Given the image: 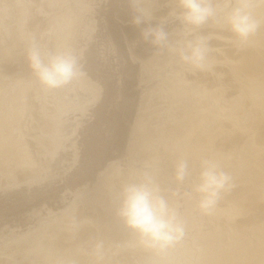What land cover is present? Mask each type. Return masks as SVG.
Here are the masks:
<instances>
[{"label":"rangeland","instance_id":"374dc122","mask_svg":"<svg viewBox=\"0 0 264 264\" xmlns=\"http://www.w3.org/2000/svg\"><path fill=\"white\" fill-rule=\"evenodd\" d=\"M252 3L254 5V7L252 8L253 18L257 20V24L263 25L264 23H262V21L264 22V18L258 12H260V8L264 10V2H261V0H252ZM143 6L147 7L152 13V19L149 22L150 25L152 27L160 26L165 32L169 34L168 41L170 45L175 46L178 41L183 40L199 39L203 42L204 46L207 49V58L204 68H193L181 61L179 56L170 51L169 48L159 47L149 41H145L141 33L142 29L147 25L136 26L132 23L133 7L131 4V0H0V83H2L0 84V88L7 86L6 88L10 89L8 90L6 88H3L6 89V93H4L5 91L3 89L2 91L4 92L0 91V93L2 92L1 94L5 96H8L6 94L10 93H12V95L16 97L19 96L22 100L21 105H24L23 107L21 106L23 110V116L19 118V123L16 121L17 123L13 122L10 124V129L11 127L14 128V130H12V128L11 131H14L17 134L12 132L15 137L10 138L11 143H9L10 139L8 140V138H3L7 140L6 142H8L9 146H7L8 144L6 142L4 143V140L1 139L2 137L0 136V141L3 140L2 142H0V156L4 155V153H2V146L5 145V148L3 147L5 149V152L8 147V149L11 148L12 151L9 150L10 152L7 149V152H12L11 155L15 151H17V153L23 151L24 153L25 150V153L30 155L28 157L26 154H23L24 157L27 156V158L24 159L27 160L29 158L28 160L30 162L27 160L29 162L28 164L26 160H23L24 164H20V162H22L21 160L19 164L21 165V168L23 167L22 169L17 162L15 163V161L18 160H16L17 155H15L17 153L13 154V158L15 157V160H13V158L10 157L11 155L7 152L6 153L7 155H9V158L8 156L6 157L5 154V156H2V158L4 157L2 162V158L0 157V175L2 177H0V180L2 181V184L0 183V264H43L42 262L47 259V256H45L46 259L44 260L43 253L41 252H44L45 249L42 250V248H47L46 245H49L50 243L59 242L60 237H57V234L61 235L64 229V232L70 233V235L73 234V231V235H76L75 233H79L80 229H84L81 237L82 244L80 243L82 247L80 246V251H78V253L75 255L76 262L74 261V264H112V262H114V264H206V261L204 259L207 258L209 251H212L213 249L214 251H216V253H220L219 251H223L220 248L223 245L229 244L231 237L238 235L244 237V240L248 241L249 243L251 241V245H248L249 248H246L248 255L252 253V257L250 255L246 258L241 257L243 259V262L246 261L247 264H259L264 260V251L261 252L263 247H261L262 245L258 246V248L261 249H257V247H255L258 244L255 243V235H253L251 231L252 226H257L258 221L261 222V219L264 217V210H262V208L264 207L263 177L258 178L260 180L262 179V181H257L256 178L257 183H254V177L249 178L251 172L246 168L247 166L244 165L245 167H243L242 163V165L238 163L240 165L239 168L237 164H235L237 167L236 169H238L237 171L236 169L232 171V164H234L232 160L223 158L222 161L224 160L223 162L225 163H221V161L219 163V160H221L222 157L217 154V152L214 153L215 150L214 148H212V144H207L208 142L210 143V141L208 140L204 142V145L206 146L207 144L209 151L205 152V150H203L205 146L203 145V149H201L202 147L198 146L199 149L202 150V152H200V150L197 151L198 147L196 146V144H192V146H196V149L194 147L190 149L192 147L190 141L192 142L195 139L194 135H191V137L188 136L189 134L183 135V133L180 134V139L178 136L179 133H177V135L176 133L173 134V136L175 135V137H177L176 139L180 140H182V135L185 136L186 139L190 137L191 139H188L190 140L188 142L190 146H188V149L191 153H194V157L196 155L195 158H191L193 157V153L192 155L189 153L191 157H189V159L186 158L188 159L186 160L188 175L182 182L178 181L175 176V165H177L178 160H174L177 163L172 160L179 158L177 156L180 155L181 156L179 162L181 161V158H185V153H183V155L182 152H186L185 149H188L186 148L187 146L183 147L181 145H186L188 143L183 142L185 141L184 137L182 141L184 144H182L180 141V150L183 148L184 151L181 150L182 152L179 155L178 150H176V148L173 149L174 151L176 150V154L173 152V159L170 161L175 165H169L170 162L166 161L153 162L152 164L148 165V163L144 160L138 159L134 152L135 148L132 149L130 147L132 145H137L138 141L141 138V133L136 130L135 122L140 112L139 110L142 106H144L142 104L146 103H143L145 101L143 98H145L147 101V99L149 98L150 100H155L154 98L157 97L156 99L158 100L161 97L159 101H162L163 99L162 102H164V104L162 105L161 102H159L160 104H158L160 106L165 105V107H163V111L167 112L170 108H176V110L178 111V115L175 109L174 110L176 114H173L172 111L174 110H170L169 113L171 112L173 114L172 115L170 113L172 116L175 115V117L178 118L177 116L182 114L179 112L183 111L181 109L182 107L179 108L182 105L181 102L179 103L178 101L180 106L176 103V106H179L176 107L175 102L177 100L172 97V93L168 95V92L170 93V91H172V85L171 82L169 83V81L172 80L173 77L174 79L172 80V83L175 80H178L175 79L176 77L181 79L184 78L185 75H189L190 73L194 75V70L195 72L202 71V73L206 74L205 78H210L208 81H212V83L213 80L217 81L219 78V82L220 80H222L220 85L224 86L225 84L224 88L223 86H221V91L223 90V93H225V91L231 93H222L221 98H219L217 102L219 105V113H221L219 114L221 117V122L219 120L218 123L220 124L224 122L219 130H226L225 128H223L224 125H230L231 128L232 125L229 124L230 122L227 124H225V122L231 119L232 113L236 108L246 113L248 112L247 110H250V105H248L249 107H242L243 101L244 103H247L249 102L247 100L251 99L250 101H255L257 98L258 100L256 101L261 100V97L258 96L261 95V90H258L257 87V90L254 88L255 80L247 74L246 66H243L248 57V54L246 56H244V54L249 52L254 53L257 51V49H259L260 51L263 50V45L260 44L262 43V39L260 40L261 42L259 41V39L262 38V33L258 31V29H261V26L258 25L255 31L256 33L254 32L255 34L260 33L259 35H255L254 33H252L246 40L242 41L230 30V27L226 23L217 22L216 19L210 18L198 28L193 29L191 35L185 36V26L181 23L180 20L170 15V13L177 8L175 0H164L163 2H159L158 0H145ZM255 13H258L256 14L258 15V17L254 16ZM262 13H264V11ZM257 18L263 19L259 21ZM34 25L36 28L34 27ZM55 34L58 36L60 35V39L59 37H55ZM258 36H260V38ZM62 37L64 40L62 39ZM58 39L62 41H59ZM257 41H259L260 43ZM33 42L47 50H54L57 46L60 45L70 46L75 50L79 57L81 75L76 80L69 83L68 85L63 86L62 88L54 90L45 89L37 81L29 65L28 50L31 43ZM252 42H254V44ZM260 47L262 48L260 49ZM260 51L258 52V55L254 53L255 55L252 54L251 56V54L249 53V57L256 59L258 56H262L260 55L262 54ZM217 53L219 55H217ZM7 54L8 56H6ZM3 56L7 57V59H5V57ZM214 56H216V59H218H213L215 58ZM215 64H218L217 67L220 68L219 70L217 68L216 72H214L216 68ZM184 71L188 73L185 74ZM207 71L212 72L210 73ZM219 71L222 78L219 76ZM182 72H184L185 75L182 74ZM212 73L215 76L212 77ZM217 74L219 75L216 78ZM182 75H184V77ZM189 76H191V74ZM236 76L238 77V79ZM225 78L231 80L226 81ZM84 80L86 82H92L96 86H98L100 93L97 101L93 102L94 93L85 85L86 82ZM162 80H165L163 81L164 83H161ZM6 81H8V84ZM165 82L167 83L166 86L170 85V87L168 86L169 88L167 87L168 89L165 86ZM225 82H227L229 86ZM249 82H253L250 83V86L254 85L252 86V88L248 85ZM235 83L237 84L236 86ZM3 84L4 86H2ZM162 84L164 85V87ZM245 84L247 85L244 86ZM232 85L235 87L233 88ZM83 87H85L86 89H84ZM159 87H161V89ZM162 87L166 88L167 94H164L165 90H162ZM248 87L250 88L249 90L253 89L252 92L255 91L254 93L258 94H256L257 97L248 96L247 99L242 97L244 94L242 91L247 92ZM209 88L208 91H211L212 88ZM159 89L160 92H157ZM239 89L243 94H238L240 92ZM161 91L163 92V96L160 95L162 93ZM154 92L155 94H153ZM233 92H235V96L232 94ZM158 94L160 97L158 96ZM154 95H156V97ZM146 96H148L149 98H146ZM164 96L165 99L171 97L172 101H170V99L165 100ZM253 98H255V100ZM153 100H151L150 103ZM155 101L153 102L155 103ZM165 101L169 104H167L169 107L166 105ZM239 101L242 108L239 106L240 104H237ZM154 103H152V105ZM170 103L173 104V106ZM155 104H157V102ZM208 104H212L209 98ZM159 105L156 107L157 109L155 107H151V109L153 108V111L154 109L157 111L159 109V111H161L160 115H162L160 116L161 119H158L159 114L157 115L158 118L155 115L153 116V114H151L150 116H153V118L156 117L158 121H163V108H158ZM238 106L240 107V109ZM48 108H50L51 111ZM151 109L150 111H152ZM178 109L181 110L179 111ZM153 111L151 113H153ZM157 111L154 112L156 113ZM169 113H166V117H171ZM209 116L211 117V115ZM244 116L245 115H242V117ZM179 117L180 119H177L178 121L181 120V116ZM242 117L241 122L244 123L246 120H248L247 116L245 117L246 119ZM146 118L147 116H144V120ZM150 119L151 117L149 118V120ZM154 119H151V122L149 121L150 123H148V125L150 126V128L148 127L149 130H152V127L157 125L158 121H154ZM206 120L207 123L204 127V129L207 131L206 133L210 135L214 134L213 131L216 128H219V124L210 122V120L208 121V119ZM222 120L224 121L222 122ZM48 121V125L50 127L47 125ZM161 121H159L158 124ZM155 122L156 124H154ZM164 122L166 123V118ZM45 123L47 126L45 125ZM165 123L162 124L164 126L160 124L162 127H164L162 128L160 126L164 131H166L165 127L168 126V124L166 125ZM45 126L47 129L45 128ZM226 128L229 127L226 126ZM43 129L49 131L47 132L44 130L43 133ZM169 129L170 128H168V130ZM217 129L216 131H218ZM169 131V133L172 134L171 130ZM17 135L18 138L16 137ZM33 137L35 139H33ZM42 142L45 143V147ZM193 142H195V140ZM2 143L4 144L2 145ZM48 143H50L51 145ZM33 145H35L36 148ZM48 145L49 148L51 146L50 150H48L49 148L47 149ZM207 146L206 150H208ZM193 149L197 151V154H195L196 152L193 151ZM210 149L212 150L211 152ZM41 150L46 151L42 152ZM201 153L205 155H202ZM215 154L218 156L216 157ZM224 156L226 157V155ZM4 159L6 162L4 161ZM209 159L217 162L220 171L223 172L224 168L225 170L229 169V171L231 172L229 176V185L231 187L237 186L238 189L240 188L239 190H243L244 188H246L247 190L248 188V191L252 192L253 194V190L254 192H256L257 189L255 186L258 187L259 185L258 189L260 188L261 190L258 191L259 194H257V196H254V201H250V204L252 205V207L257 208V210L260 209V211H257L256 209L252 211L253 208L248 207V205H250L248 199L245 200V202H247L248 200V202L246 203L247 206L244 205L245 203L243 199H240L239 201L238 197L236 200L237 193L234 192L237 188L232 187L235 189L230 190L229 185L226 186L228 187V189L225 188L226 190H222L220 192L216 209L212 214H205L198 208V197L193 192V187L197 182L200 171L202 170L203 161ZM189 160H191V162ZM9 161L11 162V164L9 163ZM186 161L184 159V162ZM230 161H232L233 163ZM4 162L7 166H5ZM189 162L190 164H188ZM113 163H115L116 166L121 169H130L134 173H142L144 174V177L147 175L151 176L154 183L156 180V176L158 178L156 181H160L159 183L161 185H157L160 189V194L165 198L169 206L175 210L177 217L184 223L185 229L183 238L166 252L158 253L152 250L145 249L139 243V236L137 234V237L135 236V234L132 236V230L131 228L127 227L126 224L124 225L125 222H120L121 225L119 224V226H121L122 228L118 227V224L116 225L115 222V226H117L118 228L115 227L116 229L113 232H107V229L111 225L113 218L117 216L118 208L120 206V193L123 189L121 188V186L123 187V185L117 184L119 186L118 187L115 186V183L114 186L116 189L114 188V186L112 187L108 179L109 177L107 178L108 174L105 176L101 175L102 173L106 174L107 167ZM165 163H167L169 167L165 165ZM258 163L259 165L261 164V162ZM258 163L256 160V164ZM22 164L25 167V164H28L27 166L31 168H27L30 170L25 169ZM227 165L231 166L232 168H227ZM17 166L19 169L17 168ZM26 170L27 172L29 171L28 174L26 172L27 175H21L25 174ZM156 170H158V173L156 172ZM17 172L21 173L18 174ZM155 172L156 175L154 178L153 176ZM234 172H236L235 175L232 174ZM5 173L6 177L4 176ZM158 174L161 176L163 174L164 176L162 177L164 178H162ZM18 175H20L21 177L23 176V179H21V177H19ZM232 175L234 176V178L232 177ZM106 179L108 180L105 181L107 183H103ZM5 180L6 182H3ZM134 182L132 180L131 183ZM100 183L101 185L103 184L102 186L107 185L108 187L106 186V188L108 189L102 187ZM156 183L158 184V182ZM250 187L253 190H251ZM103 188L105 190H103ZM117 188H119V191L117 190ZM233 190L234 192L233 194L231 193V195L230 192H232ZM103 191L105 193H103ZM114 196L116 197V199ZM226 196L228 197L226 198ZM258 196L259 199L255 200V198H258ZM234 197V200H236L235 204L237 202H239L241 205L244 203L243 205L248 208V211L251 210L248 213V216L246 215L244 217L241 216V214H238V216L236 212V217L234 210L232 211L231 208V205L234 204ZM255 201L258 202V204L255 203L256 207L255 205H253ZM227 202H230L231 205ZM92 203L94 205H91ZM257 205H261L260 208H258ZM81 206H83V208H85L86 210L88 208H91L92 206L96 207V209L92 208L93 211L90 212L91 214L88 213L86 216L74 215V210ZM105 206L108 210L105 208ZM225 208L231 209L233 214L230 210H227ZM223 211L227 212V215L224 213L226 216L223 214ZM230 213L232 215H229ZM111 215L113 216L111 217ZM234 215L235 217L233 218L232 216ZM251 216L254 217H252V221L250 219ZM255 216H258L259 220L256 219L257 217ZM246 217L250 218L248 219ZM230 218L232 219L230 220ZM247 219L249 221H247ZM255 219L257 222H255ZM250 226L251 229H249ZM52 227L54 230L49 231V229H52ZM96 227L101 228V230H99L100 228H97L100 233L96 231ZM57 228L59 230L55 231L57 230ZM75 230L77 232H75ZM59 231L61 232V234ZM54 233H56V235ZM46 235H49V237ZM111 235H113L114 237ZM56 237L58 241L54 240ZM42 243L44 245H41ZM96 243L102 244L101 252L97 251ZM106 243H108V245ZM105 246L106 248H104ZM218 246L221 247L219 248ZM254 247L256 249H254ZM28 249H30L34 254L38 251H40V253L38 252L39 254H35L36 257H34L35 255H31V257V251L28 252ZM224 253L221 252V255H223L222 257L225 256ZM260 253L261 255H259ZM38 255L41 257H39ZM37 256L39 257V260H41L40 258L43 257V261H38L36 259ZM30 257L34 259L35 263L32 259H30L32 262L28 260ZM240 259L239 262L241 264H246L242 263ZM239 262L235 264H238ZM261 264H264V262H261Z\"/></svg>","mask_w":264,"mask_h":264},{"label":"bare ground","instance_id":"6f19581e","mask_svg":"<svg viewBox=\"0 0 264 264\" xmlns=\"http://www.w3.org/2000/svg\"><path fill=\"white\" fill-rule=\"evenodd\" d=\"M159 2H163L164 0H158ZM35 7V6H34ZM257 10V9H256ZM264 11V10H262V8H260V12H258L260 15H262V17L264 18V13H262V12ZM37 12V11H36ZM257 12V11H256ZM258 13H255V17L257 16L258 17V15H256V14H258ZM29 16V15H28ZM43 18V17H42ZM260 18V17H259ZM259 18H257L259 21L260 20H262L263 18H261V19H259ZM255 19V18H254ZM45 20V19H44ZM34 21V20H33ZM257 21V20H256ZM36 23V22H35ZM66 23V22H65ZM262 23H264L263 21H262ZM36 25V24H35ZM35 25H34V27H35ZM258 25H260V24H258ZM264 25V24H263ZM263 25H260L261 26V29L259 30L258 29V31H260L261 33H262V38H260V36H258L260 39H259V41L261 40L262 41V43H260L259 41H257V42H259L260 44H262L263 46V50H259V49H257V51L259 50L262 54H260V55H262V56H258L256 59H253L252 57H249V55L251 54V56H252V54L253 55H255V54H257L258 55V52L256 53V52H254V53H251V52H249V53H246V54H244V56H246L247 54H248V57H247V59H246V61L244 62V64H243V66L245 65L246 66V69H247V74L252 78V79H254L255 80V86L254 85H252V86H254V88L256 89V87L258 88V90H261V92H263V93H261L260 92V94L261 95H258L257 93H254V92H252L253 91V89L252 90H249L250 88L248 87L247 89H248V91H250V92H245V91H242L244 94H246V93H249V94H246L247 95V97H246V95H244L242 92H241V90L239 89V91H237V92H239L238 94L240 95V93H242L243 94V96L242 97H244V98H248V96H252V97H257L256 96V94L258 95V96H260L259 98L261 99V100H259V101H256V100H258V98L255 100V98H253L255 101H250L251 99H249V100H247V101H249V102H247V103H244V101L242 102L243 104H242V107H244V106H247V107H249L248 105H250V110H247L248 112L246 113V112H243L242 110H238L237 108V110L235 109L234 111H233V113H232V116H231V119L230 120H228L227 122H225V124H227V123H229V124H231L232 125V127L230 128V125H226L227 127H229V128H226V126L224 125V127L223 128H225L226 130H223L222 128V130H219L220 129V127L223 125V121L224 120H222V122L223 123H218V121L220 120V122H221V117H220V115L219 114H221V113H219V105H218V100H219V98H221V96H222V93H223V90L221 91V86H223V85H220L221 84V81L222 80H220V82L218 81L219 80V78H218V80L217 81H214L213 80V83H212V81H208L210 78H208V79H206L205 77V75L206 74H204V73H202V71H196L195 72V70L193 71L195 74L194 75H192V73H190L191 74V76H189V75H185V74H187L188 72H186V71H184L185 72V74H184V72H182V74H184L185 75V77H184V75H182L184 78H178V77H176L175 79H178V80H175L173 83H172V80L174 79V77H173V79L172 80H170L169 81V83L171 82V90L172 91H170V93L168 92V95H170L171 93V95H172V97L173 98H175L177 101L175 102V106L178 104L179 106H180V102H181V105L182 106H176V107H179V108H181L183 111L182 112H179V113H182L181 115H179V116H181V120L180 121H178L177 119H180V117L179 116H177L178 118H176L175 117V115L174 116H172L173 114H176V112H175V110H176V108H168L169 109V111L170 110H174V111H172L173 112V114L171 115L170 113H169V111H167V110H165V111H167L170 115H171V117L170 116H167L166 117V113L167 112H164L163 110H164V108L163 107H165V105L164 106H162L163 104H164V102H162L163 101V99H162V101H159L160 99H161V97L159 96V94H158V96L160 97V99H156L157 97H156V95H154L156 98H154L155 100H157V101H155V100H153V99H151V100H153V101H155V103L157 102V104L159 103V102H161V106L159 105V107L158 108H163L162 109V114H163V121H161V120H159V121H161L159 124H158V119H161L160 118V116H162V115H160L161 113V111H159V109H158V111L157 110H155L154 109V111H157L156 113L152 110L154 107L156 108L158 105L157 104H155L153 101L150 103V98L148 97V96H146V98L148 97L149 99H147V101H146V99L145 98H143L145 101L143 102V103H145V104H142V105H144V106H142L141 107V109L139 110L140 112H139V114H138V117H137V119H136V122H135V127H136V130L138 131V132H140L141 133V138H140V140L138 141V143H137V145H132V146H130L132 149L133 148H135L134 149V152H135V154H136V156H137V158L138 159H142V160H144L145 162H147L148 163V165L149 164H152L153 162H158V161H161V162H163V161H166V162H170L169 163V165L170 164H174V163H171V161L170 160H172L173 158V154L176 152V150H178V153H179V155L181 154V152L182 151H184V149L182 148L181 150H180V141H181V143L182 144H184V143H188L190 140H188V139H191L190 137L188 138V139H186L185 138V136H183V135H187V134H189L188 136H195V142H191L190 141V144H191V146H192V144H196V146L198 147V146H200V147H202L201 149H203V146H205L204 144V142H206L207 140L208 141H210V143L208 142L207 144L209 145V144H212V148H214V150H215V152L214 153H216L217 152V154H219L222 158H221V160H219V163H220V161H221V163H225V162H223L222 161V159L224 158V159H228V160H232L233 162H234V164H232L233 162L232 161H230V162H232L231 164H232V167H233V169H232V171L234 170V169H236L237 167H236V165L235 164H237V166H238V168H239V166L240 165H242L243 164V167H245V166H247L246 168L252 173V175H251V173H250V177L249 178H253L254 177V180L256 181V178H257V181L258 180H260V179H258V178H261V177H263L262 179H264V26ZM37 26V25H36ZM263 26V27H262ZM38 27V26H37ZM36 28V27H35ZM259 28V27H258ZM54 30V29H53ZM256 31V30H255ZM256 33V32H255ZM254 33V34H255ZM258 35L260 34V33H257ZM257 34H255V35H257ZM56 35V34H55ZM65 35V34H64ZM60 36V35H59ZM58 35H56L55 37H59ZM63 36V35H62ZM61 37V36H60ZM60 37H59V39H60ZM64 37V36H63ZM63 37H62V39H63ZM255 37V36H254ZM253 37V38H254ZM258 37H256V38H258ZM57 39V38H56ZM58 39V40H59ZM216 39V38H215ZM255 39V38H254ZM57 40V41H58ZM64 40V39H63ZM220 40V39H219ZM234 40V39H233ZM59 41H62V40H59ZM215 41V40H214ZM213 41V42H214ZM255 41V40H254ZM59 43V42H58ZM216 43V42H215ZM253 44H254V42H252ZM256 43V42H255ZM63 44V43H62ZM211 44V43H210ZM251 44V43H250ZM252 44V45H253ZM219 45V44H218ZM231 45V44H230ZM217 46V45H216ZM254 46H256V45H254ZM249 47V46H248ZM247 47V48H248ZM259 47V46H258ZM257 47V48H258ZM262 47H260V49L262 48ZM227 48V47H226ZM256 49V48H255ZM222 50V49H221ZM250 50V49H249ZM252 50H253V47H252ZM216 51V50H215ZM223 51V50H222ZM227 51V50H226ZM244 52V51H243ZM253 52V51H252ZM4 53V52H3ZM216 53V52H215ZM214 53V54H215ZM225 53V52H224ZM230 53H232V52H230ZM227 54V53H226ZM242 54V53H241ZM217 55H219L218 53H217ZM239 55V54H238ZM6 56H8V54L6 55ZM212 56H213V54H212ZM211 56V57H212ZM222 56V55H221ZM236 56V55H235ZM243 56V55H242ZM3 57H5V56H3ZM215 58H213V59H216V56H214ZM219 57V56H218ZM235 58V57H234ZM238 58V57H237ZM241 58V57H240ZM243 58V57H242ZM255 58V57H254ZM5 59H7V57H5ZM218 59V58H217ZM216 59V60H217ZM239 61V60H238ZM217 62V61H216ZM215 62V63H216ZM218 63V62H217ZM242 63V62H241ZM239 64V63H238ZM218 65V64H217ZM217 65L215 64V66H216V68H215V70H214V72H216L217 71V68H218V70L220 69L219 67H217ZM240 66V65H239ZM214 68V67H213ZM188 69V68H187ZM207 69V68H206ZM235 69H237V68H235ZM210 70V69H209ZM230 70V69H229ZM245 71V70H244ZM204 72V71H203ZM207 72H210V71H207ZM212 72V71H211ZM210 72V73H211ZM222 72V71H221ZM228 72V71H227ZM238 72H239V70H238ZM218 73V72H217ZM219 73H220V71H219ZM216 74V73H215ZM223 74V73H222ZM237 74V73H236ZM210 75V74H209ZM212 75V77L213 76H215L213 73L211 74ZM219 74H217L216 75V78H217V76H218ZM235 75V74H234ZM240 75V74H239ZM179 76V75H178ZM220 77H221V73H220V75H219ZM242 76V75H241ZM211 77V78H212ZM237 77V76H236ZM82 78V77H81ZM222 78V77H221ZM242 78V77H241ZM213 79V78H212ZM211 79V80H212ZM214 79H215V77H214ZM226 79V81H230L231 79H227V78H225ZM224 79V80H225ZM237 79H238V77H237ZM249 79V78H248ZM251 80V79H250ZM12 81V80H11ZM85 81V80H84ZM87 81H88V79H87ZM163 81H165V80H162V82L161 83H164ZM240 81V80H239ZM248 81V80H247ZM7 82V84H8V81H6ZM86 82V81H85ZM166 83V82H165ZM168 83V84H169ZM224 83V82H223ZM225 83H227V82H225ZM232 83V82H231ZM250 83H253V82H249V86H250ZM0 84H2V83H0ZM6 84V83H5ZM228 84V83H227ZM82 85H83V83H82ZM85 85L89 88V90H91V91H93V93H94V99H93V102H95V101H97L98 100V98H99V93H100V90H99V88H98V86H96L94 83H92V82H86L85 83ZM161 85V84H160ZM159 85V86H160ZM163 85V84H162ZM167 85V83L165 84V86ZM234 85V84H233ZM232 85V86H233ZM237 84L235 83V86H236ZM247 84H245L244 86H246ZM2 86H4V84L2 85ZM169 87H170V85H168ZM168 86H166V88L168 87ZM208 86V87H207ZM224 86H225V84H224ZM224 86H223V88H224ZM228 86H229V84H228ZM231 86V87H232ZM235 86H233V88L235 87ZM252 86H250L251 88H252ZM1 87V86H0ZM7 87V86H6ZM5 86L3 87V88H6ZM9 87V86H8ZM163 87H164V85H163ZM162 87V90H165L166 91V88H163ZM168 87V88H169ZM210 87V88H209ZM230 87V88H231ZM3 88H0V91H2V89ZM10 88V87H9ZM84 89H86L85 87H83ZM160 89H161V87H159ZM167 88V89H168ZM208 88L209 89H211L212 88V90L210 91H208ZM222 88V89H223ZM232 88V89H233ZM260 88V89H259ZM6 89H8V88H6ZM6 89H3L4 91L6 90ZM160 89L157 91V92H160ZM228 89V88H227ZM8 90H10V89H8ZM235 90H236V88H235ZM238 90V89H237ZM243 90H245V89H243ZM257 90V89H256ZM4 91H2V92H4ZM84 91V90H83ZM164 91V94L166 93L167 94V91L165 92ZM233 91V90H232ZM1 92V93H2ZM15 92V91H14ZM156 92V93H157ZM162 92V91H161ZM228 91H225V93H223V94H226ZM236 92V91H235ZM235 92H233L232 94L234 95V93ZM257 92V91H256ZM0 93V136L2 137H0L1 139H3V138H8V140L10 139V138H13V137H15L14 135H13V133L12 132H14V131H11V129L13 128V127H11V129H10V124L11 123H17L18 122V120H19V118L20 117H22L23 116V110H22V107L24 106V105H21L22 103H21V97H19V96H13L12 95V93H10V94H6V95H8V96H5V95H2ZM4 93H6V91L4 92ZM9 93V92H8ZM92 93V94H93ZM228 93H230V92H228ZM227 93V94H228ZM252 93H254V94H252ZM153 94H155V92L153 93ZM163 94V92L160 94V95H162ZM231 94V93H230ZM150 95V94H149ZM255 95V96H254ZM144 96V95H143ZM163 96V95H162ZM224 96V95H223ZM228 96H230V95H228ZM235 96V95H234ZM158 97V98H159ZM168 97H170V96H168ZM225 97V96H224ZM151 98H153V97H151ZM208 98L211 100V102H212V104L211 105H209L208 104ZM227 98V97H226ZM237 98V97H236ZM164 99H165V96H164ZM167 99H170V101H172L171 100V97L170 98H167ZM167 99H165V100H167ZM229 99V98H228ZM31 100V99H30ZM174 100V99H173ZM178 101H179V103H178ZM227 101V100H226ZM229 101V100H228ZM166 102V101H165ZM169 102V101H168ZM174 102V101H173ZM173 102H171V103H173ZM246 102V101H245ZM152 103H154L153 105H157V106H153L152 105ZM170 103V104H171ZM177 103V104H176ZM53 104H55V103H53ZM168 103L166 102V105H167ZM237 104H240V101L237 103ZM169 105V104H168ZM167 105V106H168ZM172 106H173V104H171ZM22 106V107H21ZM55 106V105H54ZM166 106V107H167ZM171 106V107H172ZM174 106V107H175ZM240 107H241V104L239 105ZM238 106V107H239ZM56 107V106H55ZM151 107H153L152 109H151ZM169 107V106H168ZM240 107H239V109H240ZM241 107V108H242ZM43 108V107H42ZM153 111V113H151L152 111H150V109ZM160 108V109H161ZM245 108V107H244ZM48 109H50V108H48ZM157 109V108H156ZM166 109V108H165ZM180 109V110H181ZM248 109V108H247ZM179 110V109H178ZM179 110V111H180ZM246 110V109H245ZM50 111H51V109H50ZM53 111H55V110H53ZM177 111V110H176ZM36 112V111H35ZM175 112V113H174ZM43 113V112H42ZM155 113V114H154ZM51 114V113H50ZM151 114H153V116L155 115L156 117H157V115L159 116V118L157 119L156 117H154V118H156V119H154L153 118V116H150ZM164 114H165V118H166V123L164 122L165 121V118H164ZM36 115V114H35ZM43 115V114H42ZM177 115H178V111H177ZM209 115H211V117L209 116ZM242 115H245L244 117H242ZM33 116V115H32ZM53 116V115H52ZM144 116H147V118L144 120ZM151 117V119H154V121L156 120V121H158L157 122V125L156 126H153V124H152V130L150 129H148V127L150 128V126L148 125V123H150L151 121V119L149 120V118ZM209 116V117H208ZM248 117L247 119L248 120H246L244 123L243 122H241L242 120H241V117L242 118H244V119H246L245 117ZM37 117V116H36ZM168 117H170V118H168ZM35 118V117H34ZM41 118V117H40ZM54 118V117H53ZM52 119V118H51ZM168 119V120H167ZM206 119H208V121L210 120V122H214V123H218L219 124V128L217 129L216 128V126H215V128L218 130V131H216V129L213 131V133L214 134H208V133H206L207 131L204 129V127H205V124L207 123V120ZM243 119V120H244ZM22 120V119H21ZM46 120V119H45ZM54 120V119H53ZM17 121V122H16ZM27 121H28V118H27ZM35 121V120H34ZM150 121V122H149ZM153 121V120H152ZM46 122V121H45ZM165 123L166 125L168 124V128H170L169 130H171V132H172V134H170L169 132V130H168V128L167 127H165L166 128V131H164V130H162V128H164V127H162V126H164V125H162L163 123ZM19 123V122H18ZM153 123V122H152ZM243 123V124H242ZM49 124V121H48V123H47V125ZM50 124H51V122H50ZM154 124H156V122L154 123ZM162 126H161V125ZM17 125V124H16ZM30 125V124H29ZM35 125V124H34ZM45 125H46V123H45ZM46 125V126H47ZM151 125V124H150ZM14 126V125H13ZM36 126V125H35ZM46 126H45V128H46ZM49 126V125H48ZM162 128H161V127ZM16 127V126H15ZM25 127V126H24ZM50 127V126H49ZM48 127V128H49ZM42 128H43V125H42ZM154 128V129H153ZM30 129V128H29ZM47 129V128H46ZM51 129V128H50ZM227 129H229V130H227ZM12 130H14V128L12 129ZM44 130L45 129H43V133H44ZM45 131H47V130H45ZM49 131V130H48ZM47 131V132H48ZM35 132V131H34ZM41 132V133H42ZM15 133V132H14ZM169 133V134H168ZM174 133H176V135H177V133H179V138H180V134H183L182 135V140H180V139H176L177 137H175V135L173 136V134ZM15 134H17V133H15ZM47 134V133H46ZM45 134V135H46ZM19 135V134H18ZM18 135L16 136L17 138H18ZM21 135V134H20ZM28 135V134H27ZM35 135V134H34ZM37 135V134H36ZM38 135H39V133H38ZM23 136V135H22ZM173 136V137H172ZM191 136V137H192ZM20 137V136H19ZM30 137V136H29ZM37 137V136H36ZM39 137V136H38ZM51 137V136H50ZM183 137L185 138V141H183ZM32 138V137H31ZM44 138V137H43ZM43 138H42V140H43ZM46 138V137H45ZM5 139H3L4 140V143L7 141V140H5ZM23 139V138H22ZM24 139H25V136H24ZM26 139H28V138H26ZM33 139H35L34 137H33ZM39 139V138H38ZM52 139V138H51ZM139 139V138H138ZM3 140H1L0 142H2ZM15 140V139H14ZM188 140V141H187ZM11 141V139L9 140V143H11L10 142ZM33 141V140H32ZM40 141V140H39ZM53 141V140H52ZM184 143H183V142ZM49 142H51V141H49ZM4 143H2V145L4 144ZM7 144H8V142H6ZM26 143H28V142H26ZM43 143V142H42ZM16 144V143H15ZM34 144V143H33ZM38 144V143H37ZM44 144V147H45V143H43ZM48 144H50V143H48ZM207 144H206V146H207ZM51 145V144H50ZM203 145V146H202ZM6 146V145H5ZM5 146H2V150L4 151H2V153H4V155H2V156H5V154H6V157L8 156V158H9V155H7V153L8 154H10L11 155V153H9L10 151H12L11 150V148L10 149H8V151L9 152H7V149H6V152H5ZM7 146H9V144L7 145ZM29 146V145H28ZM28 146H26V147H28ZM32 146V145H31ZM34 147H35V145H33ZM181 146H187L186 148L188 149V146H189V143L188 144H184V145H181ZM196 146L194 147V146H192L190 149H192L193 147L196 149ZM206 146H205V148L203 149V150H205V152H207V151H209V149H208V146H207V149L208 150H206ZM4 147V148H3ZM33 147V148H34ZM44 147H42V148H44ZM190 147V146H189ZM13 148V147H12ZM36 148V147H35ZM49 148V145H48V147H47V149ZM174 148H176V150L174 151L173 149ZM29 149V148H28ZM51 149V146H50V148L48 149V150H50ZM15 150V149H14ZM14 150H13V152H14ZM24 150V149H23ZM179 150H180V152H179ZM189 150V149H188ZM188 150H186L185 149V151L186 152H182V154L183 153H185V161L186 160H188L189 159V157H191V155H192V153L190 152V150L188 151ZM198 150H200L199 149V147H198V149H197V151ZM213 150V151H214ZM20 151H21V149H20ZM26 151V150H25ZM25 151H24V153H23V151H21L20 153H17V151H15L14 153H17V154H15V155H17L16 156V160L17 161H15V163L17 162L18 164H19V162L22 160V162H20V164L21 163H23V160L25 161L26 159H24V158H27V156L29 157L30 155H28L27 153H25ZM42 151V150H41ZM43 151H46V150H43ZM42 151V152H43ZM52 151V150H51ZM193 151H195L194 149H193ZM197 151H195L196 153L195 154H197ZM212 150L210 149V152H211ZM19 152V151H18ZM174 152V153H173ZM200 152H202V150H200ZM199 152V153H200ZM13 153V154H14ZM37 153V152H36ZM177 153V154H178ZM191 155H190V154ZM203 153H204V151H203ZM203 153H201L202 155H205V154H203ZM209 153V152H208ZM11 155L10 157H12L13 158V156L14 155ZM23 154H26L27 156L26 157H24V155ZM43 154V153H42ZM176 154V153H175ZM1 155V154H0ZM36 155V154H35ZM40 155H41V153H40ZM40 155H39V157H40ZM190 155V156H189ZM209 155V154H208ZM212 155H213V153H212ZM216 155V154H215ZM224 155H226V157L224 156ZM2 156H0L1 158H2ZM33 156V155H32ZM175 156V155H174ZM181 156V155H180ZM180 156H177V157H179V158H176V159H173L172 161H174V160H178L177 162H179V159H180ZM184 156H182V157H184ZM193 157H191V158H195L196 157V155H195V157H194V153H193V155H192ZM200 156V155H199ZM198 156V157H199ZM218 155H216V157H217ZM4 158V157H3ZM3 158L1 159V161L3 162ZM15 158V157H14ZM13 158V160H15ZM31 158V157H30ZM186 158H188V159H186ZM29 159V158H28ZM27 159V160H28ZM184 159L183 158H181V161H184ZM9 160V159H8ZM26 160V161H27ZM192 160V159H191ZM191 160H189L190 162H191ZM218 160V159H217ZM256 160H257V163L258 162H261V164L259 165V163L258 164H256ZM4 161H5V159H4ZM29 161V160H28ZM27 161V162H28ZM143 161V162H144ZM150 161H151V163H150ZM6 162V161H5ZM4 162V163H5ZM30 162V161H29ZM29 162H28V164H29ZM175 162V161H174ZM177 162H175V163H177ZM190 162L188 163V164H190ZM230 162H229V164H230ZM1 163V162H0ZM9 163L11 164V162L9 161ZM31 163H32V161H31ZM147 163H145V164H147ZM185 163H187V161L185 162ZM193 163V162H192ZM240 165H239V164ZM242 163V164H241ZM3 164V163H2ZM19 164V166H20V168H21V165ZM24 164V163H23ZM22 164V166H24ZM28 164H25L26 165V167H25V169H27V170H30V169H28V168H31V167H28L27 165ZM1 165V164H0ZM165 165H167V163H165ZM175 165V164H174ZM245 165V166H244ZM5 166H7L6 165V163H5ZM29 166H31V165H29ZM168 166V165H167ZM167 166H166V168H167ZM28 167V168H27ZM169 167V166H168ZM175 167H176V165H175ZM231 166H228L227 165V168H230ZM231 167V168H232ZM235 167V168H234ZM242 167V166H241ZM242 167V168H243ZM15 168V167H14ZM17 168H18V166H17ZM23 168V167H22ZM21 168V169H22ZM19 169V168H18ZM24 169V170H25ZM168 169H170V168H168ZM244 169V168H243ZM27 170L25 171V174H21V175H27L28 174V172H27ZM160 170H161V168H160ZM165 170V169H164ZM164 170H163V172H164ZM238 169H236V171H237ZM3 171H4V166H3ZM16 171V170H15ZM18 171V170H17ZM20 171V170H19ZM158 170H156V172H157ZM240 171V170H239ZM243 171V170H242ZM242 171H241V173H242ZM1 172V171H0ZM7 172V171H6ZM26 172H27V174H26ZM156 172L154 173V178H155V175H156ZM162 172V173H163ZM168 172H169V170H168ZM171 172V171H170ZM223 172H225V174L227 175V176H230V174H231V172L229 171V169L227 170H225V168H224V171ZM228 172H229V175H228ZM246 172V171H245ZM244 172V173H245ZM262 172V173H261ZM18 173V172H17ZM19 173H21V172H19ZM18 173V174H19ZM23 173V172H22ZM152 173H153V171H152ZM158 173V172H157ZM167 173V172H166ZM173 173V172H172ZM235 173L236 172H234V173H232L233 175H235ZM108 174V175H107ZM8 175V174H7ZM101 175H107V178L109 179V181H110V183H111V186L113 187L114 186V183L116 184L115 186H118L117 184H120V185H123V187L125 186V185H127V184H129V182L131 183L132 182V180H133V182H134V180H135V182L137 183V182H140L141 180H143V178H144V174H142V173H134V172H132L130 169H121V168H119V167H117L116 166V164L115 163H113V164H110L108 167H107V170H106V174L104 173H102ZM110 175V176H109ZM147 175V174H146ZM151 175V174H150ZM159 175V174H158ZM232 175V177L234 178V176ZM239 175V174H238ZM242 175H243V173H242ZM249 175V174H248ZM5 177H6V173H5V175H4ZM19 177H21L20 175H18ZM17 176V177H18ZM148 176V175H147ZM159 176H161V175H159ZM158 176V177H159ZM162 176H164L163 174H162ZM161 176V177H162ZM167 176V175H166ZM240 176V175H239ZM0 177H1V175H0ZM8 177H10V176H8ZM23 177V176H22ZM21 177V179H23ZM149 177H151V176H149ZM2 178V177H1ZM25 178V177H24ZM162 178H164V177H162ZM161 178V179H162ZM232 178V179H233ZM238 178V177H237ZM245 178V177H244ZM5 179V178H4ZM3 179V180H4ZM18 179H20V178H18ZM158 178H157V176H156V180H157ZM166 179V178H165ZM262 179L260 180V181H262ZM99 180V179H98ZM155 180V183L156 182H158V184L156 183V185H158V186H160L161 184L159 183L160 181L158 180V181H156ZM235 180H236V178H235ZM253 180V181H254ZM1 181V180H0ZM105 181H108L107 179L106 180H104V182L103 183H107V182H105ZM254 181V183H257V181L255 182ZM264 181V180H263ZM3 182H6V180L5 181H3ZM134 182V183H135ZM240 182V181H239ZM242 182V181H241ZM249 182V181H248ZM1 184H2V181L0 182ZM8 183H10V182H8ZM99 183V182H98ZM102 183V182H101ZM101 183H100V185H101ZM109 183V184H110ZM236 183V182H235ZM238 183V182H237ZM259 183H261V182H259ZM113 184V185H112ZM164 184V183H163ZM7 185V184H6ZM96 185H98V184H96ZM95 185V186H96ZM103 185V184H102ZM101 185V186H102ZM229 185V184H228ZM227 185V186H228ZM242 185H244V184H242ZM241 185V186H242ZM255 185V184H254ZM254 185H252V186H254ZM2 186H4V185H2ZM107 186V185H106ZM106 186L104 185V186H102V187H104V188H106ZM115 186H114V188H115ZM250 186V185H249ZM108 187V186H107ZM111 187V188H112ZM119 187V186H118ZM122 186H121V188H123ZM229 187H230V190H232V189H235V188H232V187H236L237 188V186H230L229 185ZM244 187V186H243ZM257 189H258V187H259V185H258V187L257 186H255ZM0 188H1V185H0ZM103 188V190H105ZM110 188V189H111ZM161 188V187H160ZM227 189H228V187H226ZM242 188V187H241ZM251 188V187H250ZM256 188H254V189H256ZM98 189V188H97ZM106 189H108V188H106ZM109 189V190H110ZM116 189V188H115ZM240 189V188H239ZM238 188L235 190V192H234V190L232 191V192H230V194L232 193L233 194V192L234 193H237L236 195H237V197H236V200H237V198L239 197V201H240V199H243L244 200V205L245 206H247L246 205V203L248 202V200H249V204H250V201L252 202V201H254V196L256 195L257 196V194H259V192L258 191H260L261 189L259 188L258 190L256 189V192H254V190L251 188V190H253V194H252V192H250V191H248L249 189L247 188V190H246V188H244L243 190L241 189V190H239ZM99 190H102V189H99ZM117 190L119 191V188H117ZM116 190V191H117ZM121 190V189H120ZM226 190V189H225ZM237 191V192H236ZM229 192V191H228ZM227 192V193H228ZM258 192V193H257ZM103 193H105L104 191H103ZM112 193V192H111ZM116 193V192H115ZM119 193V192H118ZM114 194V193H113ZM112 194V195H113ZM231 194V195H232ZM117 195V194H116ZM119 195V194H118ZM235 195V194H234ZM113 197V196H112ZM115 197V196H114ZM221 197V196H220ZM228 196H226V198H227ZM232 198V197H231ZM261 198V197H260ZM86 199V198H85ZM97 199V198H96ZM115 199H116V197H115ZM230 199V198H229ZM235 199V197L233 198V200ZM246 199H248L247 200V202H245V200ZM253 199V200H252ZM256 199H259V196H258V198L256 197L255 198V200ZM263 199V198H262ZM232 200V199H231ZM236 200H234V204H235V202H236ZM261 200V199H260ZM105 201V200H104ZM114 201V200H113ZM225 201V200H224ZM223 201V202H224ZM230 201V200H229ZM258 201V200H257ZM220 202V201H219ZM232 202V201H231ZM101 203V202H100ZM227 203H230V202H227ZM232 203V204H233ZM258 204V202H254V204L253 205H255V207H256V204ZM262 203V202H261ZM260 203V204H261ZM231 205V203H230V205H231V208H232V211L234 210V212H235V215H236V212H237V215L239 214H241V216H248V213L251 211V210H249L248 211V208L247 207H245L243 204L241 205L239 202H237L235 205ZM91 205H94L93 203L91 204ZM118 205V204H117ZM251 205V204H250ZM250 205H248V207H252V205L250 206ZM264 205V204H263ZM262 205V206H263ZM85 206V205H84ZM96 206V205H95ZM104 206V205H103ZM226 206H227V204H226ZM261 206V205H260ZM260 206H258L257 205V207L258 208H260ZM89 207V206H88ZM113 207V206H112ZM228 207H230V206H228ZM92 208H94V209H96V207H94V206H92L91 208H88L87 210L85 209V208H83V206H81V207H79V208H77L76 210H74L75 212V214L74 215H76V216H81V215H87L88 213L89 214H91L90 212H92L93 211V209ZM105 208H106V206H105ZM110 208V207H109ZM253 208V210L252 211H254V209H256L257 210V208H254V207H252ZM264 208V207H263ZM262 208V210H264ZM92 209V210H91ZM107 209V208H106ZM106 209H104V210H106ZM225 209H227V208H225ZM250 209V208H249ZM99 210V209H98ZM98 210H95V211H98ZM108 210V209H107ZM116 210V209H115ZM224 210V209H223ZM227 210H230L231 211V209H227ZM259 211H260V209H258ZM257 210V211H258ZM261 210V211H262ZM231 211V213L233 214V212ZM202 213V212H201ZM226 214L227 215V212H224L223 211V214ZM229 213V212H228ZM229 214V215H232V214ZM258 213V212H257ZM263 213V212H262ZM106 214H107V212H106ZM224 214V215H225ZM253 214H254V212H253ZM259 214V213H258ZM73 215V216H74ZM97 215V214H96ZM222 215V214H221ZM225 215V216H226ZM235 215L234 216H232L233 218L235 217ZM237 215H236V217H237ZM238 215V216H239ZM252 215V214H251ZM255 215H257V214H255ZM89 216V215H88ZM113 215H111V217H112ZM250 216V215H249ZM259 216V215H258ZM258 216H255V217H257L256 219H258ZM263 216H264V213H263ZM263 216H261V217H263ZM75 217V216H74ZM73 217V218H74ZM106 217V216H105ZM110 217V218H111ZM207 217V216H206ZM229 217V216H228ZM252 217L253 216H251V218L250 217H246V218H250L251 219V221H252ZM260 217V216H259ZM254 218V217H253ZM75 219V218H74ZM112 219V218H111ZM232 218H230V220H231ZM235 219H237V218H235ZM247 219V221H249ZM256 219H255V222H257L256 221ZM246 220V219H245ZM259 220V219H258ZM71 221V220H70ZM109 221H111V220H109ZM218 221V220H217ZM235 221V220H234ZM89 222V221H88ZM115 222H116V225L118 224V227H121V226H119V224H120V222H124V220L118 215V213H117V216H115L114 218H113V220H112V223L114 224H112L111 223V225L108 227V229H107V232H113L116 228L115 227H117V226H115ZM208 222V221H207ZM210 222V221H209ZM240 222H241V220H240ZM254 222V223H255ZM260 221H258V224H257V226H252V234L253 235H255V237H254V239H255V243L256 244H258L257 246H255V247H257V249H261V248H258V246H260V245H262L261 247H263L264 248V217L261 219V222L259 223ZM80 223V222H79ZM243 223V222H242ZM91 224V223H90ZM99 224H101V223H99ZM108 224H110V223H108ZM247 224H249V223H247ZM256 224V223H255ZM58 225V224H57ZM104 225V224H103ZM121 225V224H120ZM124 225H125V223H124ZM230 225H231V223H230ZM246 225V224H245ZM60 226V225H59ZM82 226V225H81ZM108 226V225H107ZM214 226V225H213ZM248 226V225H247ZM71 227H72V225H71ZM95 227V226H94ZM117 227V228H118ZM128 227V226H127ZM236 227V226H235ZM79 228V227H78ZM82 228V227H81ZM97 228H100V227H96V229ZM122 228V227H121ZM125 228H126V226H125ZM247 228V227H246ZM249 228V227H248ZM60 229H62V228H60ZM76 229V228H75ZM95 229V228H94ZM128 229V228H127ZM244 229V228H243ZM249 229H251V226H250V228ZM248 229V230H249ZM50 230H54L53 229V227H52V229H49V231ZM59 229L57 228V230H55V231H58ZM85 230H87V229H85ZM93 230V229H92ZM99 230H101V228L99 229ZM99 230L97 229L96 231L97 232H99ZM119 230V229H118ZM132 230V229H131ZM245 230V229H244ZM247 230V231H248ZM61 231V230H60ZM59 231V232H60ZM65 231V229L63 230V232ZM129 231V230H128ZM62 232V231H61ZM61 232H60V234H61ZM62 232V234L61 235H58L57 234V237H60V239H59V242H53V243H50L49 245H46L47 246V248H45V247H43L42 248V250L43 249H45L44 250V252H41V253H43V259L45 260L46 258H45V256H47V259L44 261V262H42L43 260H42V258H40L41 260H39L38 258L39 257H41V256H37V260L38 261H40V262H42L43 264H74V261H75V258H76V254L78 253V251H80L79 249H80V246L82 247V243H81V237H82V233L84 232V229H80L79 230V233H75L76 235H73L74 234V231L72 232L73 234H71L72 236H74V237H72L71 235H70V233H66V232H64L63 233ZM69 232V231H68ZM75 232H77L76 230H75ZM116 232V231H115ZM114 232V233H115ZM58 233V232H57ZM95 233V232H94ZM100 233V232H99ZM132 236L135 234V236L137 237V233L134 231V230H132ZM130 233V234H131ZM228 233V232H227ZM48 234H49V232H48ZM55 235H56V233H54ZM53 234V235H54ZM65 234H67V235H65ZM106 234V233H105ZM108 234V233H107ZM137 234V235H136ZM250 234H251V232H250ZM43 235V234H42ZM45 235V234H44ZM70 235V236H69ZM86 235V234H85ZM46 236H48L49 237V235H46ZM96 236V235H95ZM111 236H113V235H111ZM111 236H109V237H111ZM116 236H117V234H116ZM41 237V236H40ZM39 237V238H40ZM57 237L54 239V240H57ZM114 237V236H113ZM113 237H111V238H113ZM130 237H131V235H130ZM198 237V236H197ZM227 237H228V235H227ZM84 238V237H83ZM118 238H119V236H118ZM33 239V238H32ZM38 239V238H37ZM94 239V238H93ZM96 239V238H95ZM228 239V238H227ZM231 240L229 241V244H227V245H223L222 247L221 246H218L221 250H223V251H219V250H217V251H219L220 253H216V251H214L213 249H212V251H209L208 252V255H207V258H205L204 260L206 261V264H235V263H237V262H239V259L241 258V257H247V256H251V254H249L248 255V253H247V248L246 247H248V245L250 246L251 244V241H250V243L248 242V241H246V240H244V237H242L241 235H238V236H234V237H231L230 238ZM31 240V239H30ZM100 240V239H99ZM108 240V239H107ZM112 240V239H111ZM114 240V239H113ZM117 240V239H116ZM120 240H121V237H120ZM125 240V239H124ZM38 241V240H37ZM42 241V240H41ZM40 241V242H41ZM46 241H47V239H46ZM58 241V240H57ZM110 241V240H109ZM201 241V240H200ZM219 241V240H218ZM36 242V241H35ZM198 242V241H197ZM44 243V242H43ZM41 244V245H44V244ZM46 243H48V242H46ZM81 243V244H80ZM115 243V242H114ZM117 243V242H116ZM254 243V242H253ZM84 244H85V242H84ZM91 244V243H90ZM89 244V245H90ZM97 244V243H96ZM107 245H108V243H106ZM206 244V243H205ZM220 244V243H219ZM37 245H38V243H37ZM40 245V244H39ZM87 245V244H86ZM115 245V244H114ZM222 245V244H221ZM255 245V244H254ZM28 246V245H27ZM31 246V245H30ZM253 246V245H252ZM37 247V246H36ZM40 247V246H39ZM85 247V246H84ZM254 247V249H256ZM41 248V247H40ZM90 248V247H89ZM104 248H106V246L104 247ZM249 248V247H248ZM253 248V247H252ZM262 248V250H261V252H263L264 251V249ZM27 249V248H26ZM35 249V248H34ZM34 249H32V250H34ZM16 250V249H15ZM36 250V249H35ZM82 250H83V248H82ZM103 250V249H102ZM204 250V249H203ZM250 250V249H249ZM31 250L30 249H28V252H30ZM113 251V250H112ZM111 251V252H112ZM127 251V250H126ZM129 251V250H128ZM251 251H253V250H251ZM255 251V250H254ZM257 251V250H256ZM39 253H40V251H38ZM38 252H36L35 254L37 255V254H39ZM84 252V251H83ZM100 252H101V249H100ZM103 252V251H102ZM221 252L222 253H224V257H222L223 255H221ZM246 252V253H245ZM258 252V251H257ZM260 252V251H259ZM56 253V254H55ZM34 253H32V251H31V254H30V256L31 255H35ZM132 254V253H131ZM134 254V253H133ZM258 254V253H257ZM257 254H255V255H257ZM25 255H29V254H25ZM36 255L34 256V257H36ZM109 255V254H108ZM259 255H261V253L259 254ZM140 256V255H139ZM202 256V255H201ZM32 257V256H31ZM29 258L28 260H30V259H32L33 261H34V259L33 258ZM252 257V256H251ZM258 257V256H257ZM264 258V257H263ZM13 259V258H12ZM19 259V258H18ZM88 259V258H87ZM112 259V258H111ZM260 259H261V257H260ZM15 260V259H14ZM83 260V259H82ZM98 260V259H97ZM222 260H224V261H222ZM241 261H242V263H246L247 264V262L245 261V262H243V259L241 258L240 259ZM246 260V259H245ZM249 260H251V259H249ZM249 260H248V262H249ZM253 260V259H252ZM4 261V260H3ZM37 261V262H38ZM111 261V260H110ZM113 261H114V259H113ZM133 261V260H132ZM8 262V261H7ZM30 262H32L31 260H30ZM76 262V261H75ZM84 262H86V261H84ZM105 262V261H104ZM112 262V261H111ZM111 262H109V263H111ZM262 263L264 262V260L263 261H261ZM261 262L259 263V264H261ZM5 263V262H4ZM9 263H10V261H9ZM34 263H35V261H34ZM124 263V262H123ZM240 263V262H239ZM238 263V264H239ZM30 264H32V263H30ZM38 264V263H37ZM112 264H114V262H112ZM121 264V263H120ZM157 264V263H156ZM203 264V263H202ZM241 264V263H240ZM257 264V263H256Z\"/></svg>","mask_w":264,"mask_h":264},{"label":"clouds","instance_id":"9594fccd","mask_svg":"<svg viewBox=\"0 0 264 264\" xmlns=\"http://www.w3.org/2000/svg\"><path fill=\"white\" fill-rule=\"evenodd\" d=\"M144 3L145 0H131L132 23L136 26L147 25L142 29L143 39L159 47L169 48L181 61L193 68H204L207 49L203 42L194 39L170 45L169 34L160 26L150 25L152 13L143 6ZM175 3L177 8L170 15L185 26V36L191 35L193 29L210 18L226 23L242 41L254 33L258 26L253 18L252 0H175ZM28 60L37 81L47 90L62 88L81 75L79 57L70 46L60 45L54 50H47L33 42L28 50ZM187 175L186 163L178 162L176 179L182 182ZM229 180L230 177L219 170L216 161H203L202 170L193 187L198 197L197 206L202 212L212 214L215 211L220 192L225 190ZM118 215L138 234L139 243L148 250L164 253L184 236V223L149 176L123 187ZM96 247L99 252L102 244Z\"/></svg>","mask_w":264,"mask_h":264}]
</instances>
